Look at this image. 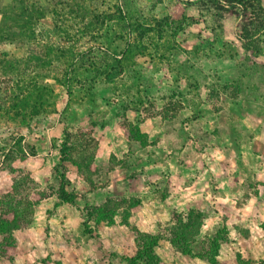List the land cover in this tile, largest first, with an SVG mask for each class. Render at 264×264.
I'll list each match as a JSON object with an SVG mask.
<instances>
[{"label": "rangeland", "instance_id": "obj_1", "mask_svg": "<svg viewBox=\"0 0 264 264\" xmlns=\"http://www.w3.org/2000/svg\"><path fill=\"white\" fill-rule=\"evenodd\" d=\"M17 6L0 0V197L27 194L29 214L0 235V264H157L150 245L189 211L193 249L213 256L227 227L256 224L264 35L253 56L177 0H23L11 29Z\"/></svg>", "mask_w": 264, "mask_h": 264}, {"label": "trees", "instance_id": "obj_2", "mask_svg": "<svg viewBox=\"0 0 264 264\" xmlns=\"http://www.w3.org/2000/svg\"><path fill=\"white\" fill-rule=\"evenodd\" d=\"M17 3V7H12L10 11H8L5 14L11 15L12 23L14 24L12 28H15L17 26L18 29L22 27L23 25L20 23L21 20L25 17L24 12V6H21L23 4V0H15ZM179 3L184 4V7L195 5L198 9H201L202 11H207L209 13H214L213 15L217 16V19H219L218 23L223 25H218V27L211 28V32H214L215 29L225 28L226 24L224 23H230L232 25V32L234 35L238 38V40L241 42L243 48L251 53L253 56H258L261 53L260 48V42L261 38L264 35V7L261 4V0H177ZM4 12V11H3ZM32 12L28 13L27 20L32 19ZM119 20H123L124 16H121L118 18ZM217 24V23H216ZM230 25V26H231ZM127 27H132V24L130 22L127 23ZM1 30V29H0ZM17 37H23V34L15 33L13 34ZM118 62V61H117ZM117 70V69H116ZM105 73V72H104ZM120 73V70L118 69L113 73V75L110 77L112 78L115 75H118ZM109 73H107L108 75ZM41 91L45 92L47 89L41 88ZM21 156L22 158L25 157L26 151L21 150ZM29 154L33 155V151H31ZM17 171V170H16ZM19 172L20 169L18 170ZM17 171V172H18ZM14 172V171H12ZM24 173L23 176V185L22 190H25L26 183L31 184L33 183L31 177L29 174ZM22 184V183H21ZM17 187V188H16ZM15 190L20 188V185L14 186ZM27 194L20 197L19 200H15L9 195H4L0 197V235H9L11 230H15L18 228H21L25 226L28 223L27 220V207H23L22 203L24 200H26ZM70 200V199H69ZM140 201L139 199H132L130 202V205L132 208H135L139 206ZM197 215H194L193 211H189L186 215L187 223L183 226L182 229L179 230L180 233L174 238L171 239V244L173 246H177V251H179L181 254H193V256L204 258L208 261L209 264H221L217 261V249L219 247V243L217 241L212 240L211 247L213 246V250L216 252L213 256H209L207 254L200 253V251L195 252L191 243V238H195L199 235V229H200V221L198 213L195 212ZM190 220H193V222H197L196 226H198V229L192 230L190 225ZM189 222V224H188ZM156 243H152L150 245L151 251L153 250V246H155ZM149 251V250H148ZM150 254V252H149ZM151 258L154 259L157 264H159L161 261L160 259L151 252Z\"/></svg>", "mask_w": 264, "mask_h": 264}, {"label": "crops", "instance_id": "obj_3", "mask_svg": "<svg viewBox=\"0 0 264 264\" xmlns=\"http://www.w3.org/2000/svg\"><path fill=\"white\" fill-rule=\"evenodd\" d=\"M259 196L256 195L249 199V203H252L254 199H260L259 204L263 205L260 210H256L259 214L258 221L256 224L246 223L247 230L244 231V236L240 234V231L243 230L242 224L239 228L236 227L237 230L227 227V238L219 244L217 256L219 261L231 259L232 264H264V192ZM229 199L236 198L229 195ZM248 208H250L249 204L248 207H244V209ZM164 241L153 246V252L160 259V264H209L204 258L173 252L171 242ZM236 252H239L238 255Z\"/></svg>", "mask_w": 264, "mask_h": 264}]
</instances>
